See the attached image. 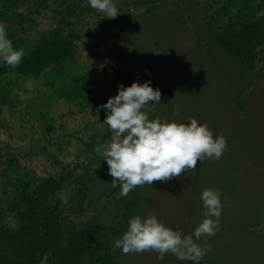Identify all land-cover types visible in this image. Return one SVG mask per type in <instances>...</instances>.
<instances>
[{"label": "rangeland", "instance_id": "1", "mask_svg": "<svg viewBox=\"0 0 264 264\" xmlns=\"http://www.w3.org/2000/svg\"><path fill=\"white\" fill-rule=\"evenodd\" d=\"M134 1L113 0L120 15L112 19V24L81 35L75 48L76 68L85 71L90 86L103 92L102 105L118 93L121 83L125 87L133 81H150L153 88L161 85V103L150 106V119L160 117L188 123L195 118L198 123H207L214 138L222 133L228 146L220 159L199 161L194 171H186L179 178L133 189L135 203L130 219L154 214L173 230L191 235L204 219L202 191L218 189L222 203L220 227L215 236H203L197 241L201 247L208 244L212 249L200 264H264V63L256 62L254 68L245 70L231 55L214 50L211 58L200 48L195 40L203 35V5L199 0H180V10L175 8V0H167L162 9L148 13L143 11L153 8L151 3L135 6ZM120 44L126 46L128 54H133L131 59L119 53ZM42 73L12 75L11 86L19 85L12 92L22 103L15 101V114H10L7 106H0V139L15 143L16 136L20 144L27 141L20 138L21 133H40L30 122L21 121L18 112L29 100L42 101L46 94ZM65 100L56 101L52 107V113L63 114L56 122L58 130L54 136L74 131L78 139L84 138L87 146L93 148V156L100 160L89 162L93 171L109 175L107 162L95 151L111 139L109 127L103 128L101 120L108 113L100 103L80 110L76 101ZM96 120L97 124L101 120L99 129H105L102 141L92 134L86 137L87 130H80L85 124L90 130ZM79 146L78 140L72 138V153L65 157L71 165L84 158L75 159ZM36 160L44 166L43 158L38 156ZM99 186L109 184H94V188ZM157 257L154 251L125 255L120 250L116 261L192 264L171 253L163 260Z\"/></svg>", "mask_w": 264, "mask_h": 264}, {"label": "trees", "instance_id": "2", "mask_svg": "<svg viewBox=\"0 0 264 264\" xmlns=\"http://www.w3.org/2000/svg\"><path fill=\"white\" fill-rule=\"evenodd\" d=\"M134 2L135 6L151 3L153 8L143 11L148 13L162 9L167 0ZM175 2L180 10V0ZM199 3L203 35L195 40L200 48L211 58L214 50L231 55L245 70L264 63V0ZM99 16L89 0H0V23L6 25L14 48L24 52L15 68L0 59V106L15 114V101L22 103L12 92L19 86H11L12 75L42 71L46 92L41 102L29 100L18 112L21 121L30 122L40 133H21L20 138L27 141L20 144L16 136L15 143L0 139V264H117L121 249L114 243L127 231L135 192L121 196L120 187L112 186L111 175L93 171L89 162L100 163L99 157L74 131L54 136L63 114L52 113L53 104L62 98L76 101L80 110L102 103L103 92L89 85L74 59L81 35L112 24V19ZM125 47L120 44L119 53L131 59L133 54ZM101 120L99 125L94 121L90 130L88 124L80 130L102 141ZM72 138L80 145L75 159L84 157L75 165L65 159L72 153ZM38 156L45 161L43 167L37 163ZM107 182L108 187L94 188L95 183Z\"/></svg>", "mask_w": 264, "mask_h": 264}, {"label": "clouds", "instance_id": "3", "mask_svg": "<svg viewBox=\"0 0 264 264\" xmlns=\"http://www.w3.org/2000/svg\"><path fill=\"white\" fill-rule=\"evenodd\" d=\"M89 4L102 12L103 17L114 19L120 15L113 0H89ZM23 57V50L14 48L7 36L6 25L0 23V59L15 68ZM159 103L161 91L154 89L150 81H133L128 87L121 83L118 93L100 106L108 113L103 123L112 135L109 142L96 147L95 151L107 162L112 186H120L121 196H127L145 184L152 185L154 181L166 183L173 177L179 178L186 171H194L199 161L220 159L227 149V140L222 133L214 138L207 123H198L195 118H190L188 123L160 117L150 119L147 114L152 110L150 106ZM201 199L204 219L191 235L173 230L154 214L145 218L135 215L114 247L125 255L154 251L157 258L163 260L171 253L180 261L200 264L212 249L208 244L201 247L197 241L203 236H215L222 216L218 189L203 190Z\"/></svg>", "mask_w": 264, "mask_h": 264}]
</instances>
